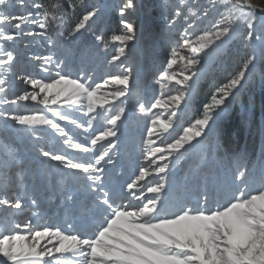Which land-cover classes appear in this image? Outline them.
I'll return each instance as SVG.
<instances>
[{"label": "rangeland", "instance_id": "rangeland-1", "mask_svg": "<svg viewBox=\"0 0 264 264\" xmlns=\"http://www.w3.org/2000/svg\"><path fill=\"white\" fill-rule=\"evenodd\" d=\"M60 1L0 0V264H264V166L227 172L209 139L264 56V16L65 0L74 22H53Z\"/></svg>", "mask_w": 264, "mask_h": 264}, {"label": "trees", "instance_id": "trees-1", "mask_svg": "<svg viewBox=\"0 0 264 264\" xmlns=\"http://www.w3.org/2000/svg\"><path fill=\"white\" fill-rule=\"evenodd\" d=\"M56 10L59 11L54 13L57 15L51 21H59L61 16L67 21L74 22L73 14L65 0L60 1V7ZM55 27H59L58 24ZM240 54V51H236L233 59L228 61L230 69L233 68L232 63L235 65L239 62ZM221 81L223 79L220 76L217 82ZM151 87L149 86V89ZM208 87L207 77L198 82L193 97V116L199 115L208 101L211 94ZM181 131L182 127L176 130L177 133ZM213 137H215L216 145L211 153L215 159L223 163L225 171L235 174L237 168L251 162L253 169L249 175H260L261 162H264V56L258 58L247 73V78L222 118L216 135H212L209 139Z\"/></svg>", "mask_w": 264, "mask_h": 264}, {"label": "bare ground", "instance_id": "bare-ground-1", "mask_svg": "<svg viewBox=\"0 0 264 264\" xmlns=\"http://www.w3.org/2000/svg\"><path fill=\"white\" fill-rule=\"evenodd\" d=\"M244 4L246 5V6H253V7H256V8H258L259 10H261V11H263L261 8H260V6L258 5V4H256L255 2H253V0H244ZM130 28V27H129Z\"/></svg>", "mask_w": 264, "mask_h": 264}, {"label": "water", "instance_id": "water-1", "mask_svg": "<svg viewBox=\"0 0 264 264\" xmlns=\"http://www.w3.org/2000/svg\"><path fill=\"white\" fill-rule=\"evenodd\" d=\"M242 5H243L244 7H246V8L253 9L258 15H263V16H264V11H261V10H259L258 8L253 7V6H246V5L244 4V2H242Z\"/></svg>", "mask_w": 264, "mask_h": 264}]
</instances>
